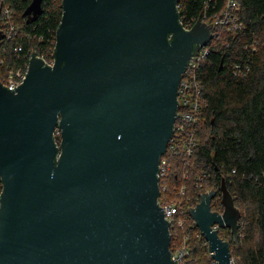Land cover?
I'll use <instances>...</instances> for the list:
<instances>
[{"label":"water","instance_id":"obj_1","mask_svg":"<svg viewBox=\"0 0 264 264\" xmlns=\"http://www.w3.org/2000/svg\"><path fill=\"white\" fill-rule=\"evenodd\" d=\"M179 1L63 0L54 66L32 52L20 86L0 82V264H177L159 166L182 75L213 37L201 19L183 27ZM220 191L223 213L212 189L189 214L212 260L233 264L214 227L238 245L242 211Z\"/></svg>","mask_w":264,"mask_h":264},{"label":"trees","instance_id":"obj_2","mask_svg":"<svg viewBox=\"0 0 264 264\" xmlns=\"http://www.w3.org/2000/svg\"><path fill=\"white\" fill-rule=\"evenodd\" d=\"M14 8L17 20L33 37L38 48L52 50L63 17V0H44L43 14L28 23L23 14L33 0H5ZM225 0H180L178 10L184 28H192L204 16L217 13ZM241 3L240 32L215 25L217 34L209 45V55L198 70L203 100L198 147L192 161L198 173L211 172L212 183L205 189L220 188L227 182L235 204L242 211L239 244L229 229L219 235L239 250L237 264H264V0H236ZM38 42V41H37ZM29 49V43H25ZM6 67L16 64L13 48L7 46ZM29 52V51H27ZM184 152L169 155L168 192L161 197L176 199L185 185L190 198L198 195L196 173L183 180ZM0 180V195L2 193ZM195 202V201H194ZM193 221L190 220V223ZM190 223V256L187 264H215L209 257L206 240ZM190 225V226H189ZM175 239L172 238L171 248Z\"/></svg>","mask_w":264,"mask_h":264},{"label":"built area","instance_id":"obj_3","mask_svg":"<svg viewBox=\"0 0 264 264\" xmlns=\"http://www.w3.org/2000/svg\"><path fill=\"white\" fill-rule=\"evenodd\" d=\"M0 5V30L4 33V38L0 41V66H4L6 63V58L8 56L7 46L13 48V55L16 58V64L12 66L8 65L4 72L0 69V82L3 86L14 89V87L17 88L20 86L26 78V74L30 67V59H32V52H36L35 57L42 58L47 65L54 66L55 59L52 55L55 46L50 51H42L39 49L38 44L42 39L31 36L23 29V26L17 20L14 8L10 7L5 0H0ZM241 10L242 5L240 2L236 0H225L216 14L211 17L204 16L203 19H201L211 27L213 35L212 40L217 36V34L213 33V26L215 25L223 26L232 32H240L244 29L245 25L239 18ZM186 29L191 30L192 28ZM212 40L207 46L201 48L196 56L192 57L189 66L182 75L177 97L179 105L174 125V133L168 144L167 152L161 158L159 166L160 197L158 202L160 207L164 210L165 218L170 221L171 237L175 239L174 247L171 248V253L172 259L177 264H187V260L190 256L189 234L183 231L184 228L187 227L190 220L193 221L190 225L197 227L195 221L189 214V208L195 209L197 204L201 201V195L203 193H209L213 189L217 192V195L212 200V211L223 213L224 210L220 188L212 187L210 189H205V185H210V183H212L213 175L211 172L205 171L198 173L192 161L198 147L196 135L201 130L200 117L203 105V100L201 99L202 82L199 80L197 74L201 64L209 55V45ZM25 43L26 45L29 43V49L26 48ZM55 138L57 142L60 141L61 134L59 131L55 133ZM181 151L184 152L186 156L182 164L183 180H188L192 174L196 173L195 187L197 188L198 195L191 199V196L188 195L187 187L182 185L177 190L176 199L171 200L168 197L162 198L161 195L168 192L169 155L177 154ZM214 228L219 232L225 230L219 226H215ZM222 239L229 242L228 238ZM206 244L208 245L207 241ZM209 257L211 258L210 252ZM212 261L214 262V260Z\"/></svg>","mask_w":264,"mask_h":264},{"label":"rangeland","instance_id":"obj_4","mask_svg":"<svg viewBox=\"0 0 264 264\" xmlns=\"http://www.w3.org/2000/svg\"><path fill=\"white\" fill-rule=\"evenodd\" d=\"M231 251H232L233 264H237L239 261V250L231 247Z\"/></svg>","mask_w":264,"mask_h":264}]
</instances>
